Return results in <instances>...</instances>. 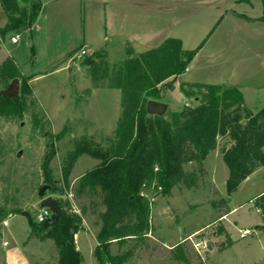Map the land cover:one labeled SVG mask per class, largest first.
<instances>
[{"label":"rangeland","instance_id":"1","mask_svg":"<svg viewBox=\"0 0 264 264\" xmlns=\"http://www.w3.org/2000/svg\"><path fill=\"white\" fill-rule=\"evenodd\" d=\"M205 8L187 0L185 8L173 14H159V23L153 22L149 35L160 30L161 34L169 35L166 39L180 37L186 51L204 46L210 49L211 33L216 29L220 33L226 24L217 27L221 16L216 19V12ZM63 14V20L72 18L73 6ZM82 14L86 38L99 43L103 41L106 28L109 38L104 42V49L91 56L89 53L81 55V45L77 46L80 51L74 66L71 65L74 67L71 73L53 74V68L47 67L45 38L34 27L0 35V66L11 59L20 72V89L27 85L32 90L31 95L25 97L27 109L22 119L0 117V232H4V240L10 243V248H17L14 264L57 263L54 242L29 238L28 218L16 214L28 213L36 222L41 202L39 190L43 186L52 190L45 192V196L69 199L72 210L78 212L79 203L71 193H66L67 185L73 186L82 175L101 163L97 159L92 163L91 154L105 157L110 164L116 146L121 105L113 89L121 82L122 61L131 51L125 52L111 37L116 25L111 22L108 8L107 13H103L99 2L84 0ZM7 24L8 17L0 6V30ZM12 37H18V42L13 43ZM63 39L65 41L67 36ZM245 46L248 50L244 52V59L238 57V63L234 53L209 62L204 50L195 66L198 73L193 71L184 78L182 75L172 77L159 87L155 101L167 104L168 110L158 124L157 142L153 145L152 141L146 159L162 148L163 142L159 140L162 133L175 142L184 123L179 114L201 104L200 98L186 97L183 89L197 92L198 88L191 85L201 80L208 82L207 73L212 74L213 79L225 80L227 72L215 77L225 67L235 71V65L239 69L242 68L237 64L247 65L254 73L264 66V38L255 37ZM89 48L87 44L88 52ZM11 82L6 76L0 77V91L6 90ZM219 116V130L224 133L217 137V149L203 160L206 174L199 176L197 184L165 190L155 178L141 187L140 195L149 220L148 238L127 264H264V231L260 229L264 216L254 205V200L264 192V168H259L229 194V169L223 160L224 151L234 144V136L245 141H264V111L250 112L235 106L221 110ZM158 169L159 166L155 173ZM185 170H193V165H187ZM220 200H225V211L230 210L229 214L224 215L223 208H218ZM6 218L8 228L1 225ZM95 220L96 217H86L83 226L85 223L96 233ZM245 229H250L252 234L241 238L240 233ZM181 243L184 250L176 260L172 249ZM112 252L118 253L116 244ZM82 254L84 264H97L87 248H82Z\"/></svg>","mask_w":264,"mask_h":264},{"label":"trees","instance_id":"2","mask_svg":"<svg viewBox=\"0 0 264 264\" xmlns=\"http://www.w3.org/2000/svg\"><path fill=\"white\" fill-rule=\"evenodd\" d=\"M0 6L9 19L0 30V35L31 27L41 11L38 0H0ZM198 51L199 48L186 51L179 39H168L136 57L129 52L130 56L120 68L121 82L117 85L122 95L121 114L111 163H107L101 155L91 154L101 163L82 175L73 186L67 185L66 193H71L79 203V211H73L71 201L61 197L56 199L61 208L57 221L38 223L28 213H18L28 218L29 238L54 242L56 264L83 263L74 238L82 230L84 219L92 216L96 217L93 225L97 230L94 251L97 263L127 264L134 251L148 238L149 220L140 195L141 187L157 178L165 190L181 185L190 188L197 184L199 176L206 174L203 160L217 149V137L224 133L219 130V112L244 104L238 88L192 84L191 87L198 88L197 92L183 89L186 97L200 98L201 104L179 114L184 123L182 133L175 142L162 133L159 139L163 142L162 148L156 149L158 153L149 158L145 157L152 141L153 145L157 142L158 124L163 119L148 115L146 105L157 99L159 87L166 80L186 72ZM2 76L10 80L20 78L19 69L11 59L0 66ZM31 93V88L24 85L18 97L0 96V117L22 119L27 109L25 97ZM233 139L234 144L223 153V160L229 169V194L234 193L255 170L264 167V141H245L237 136ZM187 165H193V170L186 171ZM157 166L159 169L155 173ZM51 191L48 189L46 193ZM254 205L264 216V192L254 200ZM217 206L223 208L224 215L231 212L225 211V200H220ZM260 229L264 231V220ZM114 244L118 251L116 255L112 252ZM183 244L172 249L176 260L182 256Z\"/></svg>","mask_w":264,"mask_h":264},{"label":"crops","instance_id":"3","mask_svg":"<svg viewBox=\"0 0 264 264\" xmlns=\"http://www.w3.org/2000/svg\"><path fill=\"white\" fill-rule=\"evenodd\" d=\"M38 1L41 4V11L37 18V21L31 27H34L36 32L41 36L43 35L45 38L47 50L46 65L47 67L53 68V74H59L63 71H68L69 73L74 72V67H71V65L74 66V60L77 58L76 54H78L80 50L85 51L86 54L89 53L88 55L91 56L98 50L104 49V42H106L109 38L107 28L106 30H104L103 41L99 43L93 41L91 38H86V35L84 33L85 28L82 14L84 0ZM91 1L99 2L103 8V13H107V8L109 9V12L111 14V22L112 24L116 25L113 26L114 33L112 32V35H110L112 38L118 41L125 52L131 51L132 54H140L147 50L155 48H149L150 45H155L156 43H160L161 41L164 42L168 39H179L182 42L183 46V40L178 36H174L177 38L166 39V37H169V35L166 36V32L161 34L160 30H157L156 32H152L150 33L151 35H149V30L151 27H154L153 22L159 23V21H157L160 20L159 17L161 18L159 14H173L178 9L185 8L187 0ZM188 1H193L196 4L199 3L200 6H205V9L215 11L216 13L214 14L216 15V19L221 16L220 22L217 27L222 26L223 24H226V26L221 29L220 33L216 29L217 27H214V29L216 30L212 32L209 37V41L210 39L213 40L212 47L210 49H205V46L199 48L197 55L189 64L186 72L182 75V78L193 71H197L196 73H198V70H196L198 67L195 66L197 65L199 56L202 55L204 50H207V60H209V62H211L216 57L224 59L223 57L225 55H228L229 53H234L237 58L242 57V59H244V52L248 50L245 48L247 42L253 40L255 37L258 38L259 36L264 38L263 0ZM70 6H73L74 14L72 18L67 17L66 20H63L64 11L69 10ZM239 16L244 17L247 20H242L239 18ZM41 22H43V26H41ZM153 29L155 30V28ZM66 36L67 39L64 41L63 37ZM146 38L147 41L145 40ZM86 43L90 46L89 52L86 50ZM79 45H81V48L80 50H77V46ZM125 59L126 57L122 62H124ZM238 61L239 58L237 59L236 63H238ZM237 65L242 69L237 68L235 65L236 69L234 71L224 66V69L215 74V77H218L221 74L227 72L228 76L227 78H225V80H219L221 77L218 79H213L212 77L214 76L210 73H207L206 81L208 82H203L205 80H201V82H197L195 84L222 85L226 87L238 88L243 95V108L249 110L250 112L262 111L264 109V97H261V93L264 92V66H262V68L258 71L252 73L253 69L248 67L247 65ZM223 81L226 82L229 86H227ZM187 83L192 82L187 81ZM113 91H115L117 101L121 105V91L116 87L113 89ZM86 156L87 155H85V157ZM91 160L92 163L96 162V159L91 158ZM261 168L262 167H260V169ZM258 171L259 168L255 170V172L251 174L247 179L252 177ZM40 200L42 201V198ZM4 222H6L7 224L4 225ZM1 225L5 228H8L10 226L8 218L3 219L1 221ZM7 234H9V236L12 235L10 232ZM74 239L76 249L81 253L82 256V248H87L89 254H92L94 256V251L97 246L96 233L91 232L90 229L85 225V223L82 230L75 235ZM16 252L17 248H10V243L7 240H4V232H0V264H14V259L17 257ZM54 256L56 258L57 254ZM84 263L85 259L82 264Z\"/></svg>","mask_w":264,"mask_h":264},{"label":"water","instance_id":"4","mask_svg":"<svg viewBox=\"0 0 264 264\" xmlns=\"http://www.w3.org/2000/svg\"><path fill=\"white\" fill-rule=\"evenodd\" d=\"M20 93V81L19 79H14L10 83L9 87L6 90L0 91V96L3 97H18ZM168 105L151 100L146 105V111L147 114L150 116H158V117H164L167 113ZM49 189V186H43L39 190V197L42 198V201L40 203L41 208H48L52 212V217L50 218V222L57 221L61 216V208L58 204V202L51 198V197H45V192Z\"/></svg>","mask_w":264,"mask_h":264},{"label":"built area","instance_id":"5","mask_svg":"<svg viewBox=\"0 0 264 264\" xmlns=\"http://www.w3.org/2000/svg\"><path fill=\"white\" fill-rule=\"evenodd\" d=\"M12 42L17 43L18 37H13ZM81 55H86L85 51H81ZM51 217H52L51 210H49L48 208H40L35 220L38 223H44L46 221H49ZM3 224L6 225L7 223L4 222ZM251 234H252V232L250 229H245V230L241 231L240 237L245 238Z\"/></svg>","mask_w":264,"mask_h":264}]
</instances>
